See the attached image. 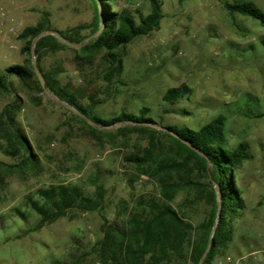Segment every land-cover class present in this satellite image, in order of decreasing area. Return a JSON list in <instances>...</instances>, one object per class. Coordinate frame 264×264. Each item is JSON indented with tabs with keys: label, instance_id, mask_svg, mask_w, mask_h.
<instances>
[{
	"label": "rangeland",
	"instance_id": "obj_1",
	"mask_svg": "<svg viewBox=\"0 0 264 264\" xmlns=\"http://www.w3.org/2000/svg\"><path fill=\"white\" fill-rule=\"evenodd\" d=\"M159 1L165 16L160 30L121 50L124 71L113 79L109 93L104 52L87 60L73 47L47 51L41 55L40 66L62 86L69 84L81 107L88 108L92 97L99 103L92 111L102 119L149 108V117L159 127L199 130L225 116L228 148L243 143L251 159L234 173L246 209L233 222L232 240L213 264L225 256L244 258L243 264H264V46L260 43L264 27L239 15L232 17L224 8L225 3L249 1L264 12V0ZM115 8L138 21L139 15L150 13L151 2L115 0ZM45 15L56 33L53 36L61 42L57 32L91 26L96 16L89 0H0V76L9 67L31 62V55L22 52L26 41L19 36ZM83 35H90V30ZM182 85L190 93L167 103L166 93ZM15 101L22 103L16 118L39 163L10 168L21 160L0 152V163L7 165L0 166V264H101L93 248L103 237L102 216L109 225L123 228L138 203L160 198L157 180L125 161L148 147V136L118 134L117 129L127 123L108 128L94 125L97 132H92L85 118L48 89L29 90L12 79L10 89L0 90V114ZM159 144L165 153L168 142L163 136ZM193 179L200 181L198 176ZM59 184L78 186L91 199L96 198V184L101 185L106 191L103 212L71 211L30 232L40 217L27 205V198ZM183 198L174 204L177 212L198 228L210 207L202 201L178 208ZM198 235L194 232L193 238Z\"/></svg>",
	"mask_w": 264,
	"mask_h": 264
},
{
	"label": "trees",
	"instance_id": "obj_2",
	"mask_svg": "<svg viewBox=\"0 0 264 264\" xmlns=\"http://www.w3.org/2000/svg\"><path fill=\"white\" fill-rule=\"evenodd\" d=\"M89 1L95 8L94 23L88 27L79 26L57 32L64 42L55 36L46 35L48 32H54L48 15L36 26L26 28L19 36L20 40L26 41L22 49L23 54L31 55L32 46L36 42L37 67L45 80V88L42 87L28 59L24 66L9 67L5 74L0 76V90L10 89L12 79H16L29 90L36 87L43 92L48 89L94 125L108 128L115 124L127 123V127L117 129L118 134L125 136L128 133H141L148 136V147L142 152L130 154L125 161L157 180L161 189L160 198L138 203L123 228L109 225L107 219L102 216L103 237L93 248L101 264H213L222 248L232 240L233 222L246 209L234 173L245 161L251 159L248 148L243 143L234 149L228 148L227 118L222 115L199 130L179 126H163L165 131L156 130L152 126L159 124L149 117V108H142L138 114L122 111L114 119H102L92 111L99 105L92 97L90 106L83 108L78 104L75 92L69 84L62 86L59 81L44 73L40 66L42 53L72 49L66 42L81 45L76 51L87 60L104 52V80L107 82L106 93H109L113 79L116 76L121 77L124 71V56L121 50L134 40L160 30L165 18L159 0H150V13L147 16L139 15L138 21L127 12L117 11L115 0ZM224 8L232 17L239 15L264 27V12L252 2L225 3ZM100 16L104 23L101 35L84 44L98 32L101 25ZM87 29L90 30V35L85 36L83 31ZM42 35L43 37L38 39ZM260 43L264 46V37L260 39ZM189 93V88L182 85L170 89L164 100L173 104ZM21 109L22 103L15 101L0 114V152L21 160L19 165L9 166L19 169L39 163L31 141L16 118ZM84 123L92 132H97L87 121ZM171 133L199 149L206 158L199 156ZM160 136L168 142L165 153L164 146L163 149L160 148ZM160 149L163 150V158L159 157ZM0 166L7 165L0 163ZM175 175L179 177L178 181L174 179ZM193 176H198L200 181H195ZM216 186H219V193ZM105 194L104 188L98 184L95 199L88 198L84 191L75 185L59 184L38 190L34 197L27 198V205L40 217L30 232L37 231L71 211L103 212ZM180 197H184V201L177 204L178 208L202 201H206L210 207L207 219L198 228L177 212L174 204ZM18 212L22 215L21 211ZM196 231L199 235L193 238Z\"/></svg>",
	"mask_w": 264,
	"mask_h": 264
},
{
	"label": "water",
	"instance_id": "obj_3",
	"mask_svg": "<svg viewBox=\"0 0 264 264\" xmlns=\"http://www.w3.org/2000/svg\"><path fill=\"white\" fill-rule=\"evenodd\" d=\"M99 8H100V7H99ZM100 13H101V8H100ZM101 14H102V13H101ZM101 14H100V15H101ZM100 18H101V25H100V28H99L98 32L92 37V39H95V38L99 37V36L101 35L103 29H104V23H103L102 16H100ZM55 34H56V33H54V32H48V33H46V35H51V36H53V35H55ZM42 37H43V35L40 36L38 39H40V38H42ZM35 43H36V42H35ZM35 43H34V45L32 46V49H31V62H32L33 69H34V71H35V73H36V75H37V77H38V79H39V81H40L42 87L45 88V80H44L42 74L39 72L38 67H37V63H36ZM66 45L69 46V47L77 48V49H80V48L82 47L81 45L71 44L70 42H66ZM58 100H59V99H58ZM59 101H60V103H62L63 105H66V106H67L70 110H72L74 113H76V114H78L79 116L85 118V116H83L79 111H77V110H76L74 107H72L71 105L66 104L65 102H63V101H61V100H59ZM85 119H86V118H85ZM86 121H87L90 125L94 126V124H93L91 121H89V120H87V119H86ZM118 127H120V125H118ZM152 127L155 128L156 130H159V131H165V129H164L163 127H159V126H152ZM171 135L174 136V137H176L177 139L181 140L184 144H186L188 147H190L193 151H195V152H196L199 156H201L202 158H206V156H205L204 153H202L199 149H197V148H195L194 146H192L191 144H189L187 141L182 140V139H181L179 136H177L176 134L171 133ZM216 189H217V191H218V193H219V186H216ZM209 248H210V245H209L208 249H209Z\"/></svg>",
	"mask_w": 264,
	"mask_h": 264
},
{
	"label": "built area",
	"instance_id": "obj_4",
	"mask_svg": "<svg viewBox=\"0 0 264 264\" xmlns=\"http://www.w3.org/2000/svg\"><path fill=\"white\" fill-rule=\"evenodd\" d=\"M244 258H240L236 260L235 258H230L228 256H225L221 258L219 261H217V264H243Z\"/></svg>",
	"mask_w": 264,
	"mask_h": 264
}]
</instances>
